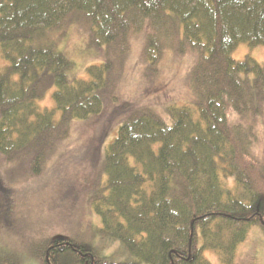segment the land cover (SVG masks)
Masks as SVG:
<instances>
[{"label": "trees", "instance_id": "obj_1", "mask_svg": "<svg viewBox=\"0 0 264 264\" xmlns=\"http://www.w3.org/2000/svg\"><path fill=\"white\" fill-rule=\"evenodd\" d=\"M72 25L105 47L87 79L70 77L73 64L52 38ZM136 34L152 74L166 50L195 57L193 108H169V123L136 109L107 147L106 183L91 205L101 242L117 249L47 239L40 264H209L205 250L237 264L252 226L264 232V164L251 153L253 127L227 116H260L264 65L231 54L264 46V0H0V153L27 158L39 174L74 121L101 113ZM52 88L54 107L40 108Z\"/></svg>", "mask_w": 264, "mask_h": 264}, {"label": "rangeland", "instance_id": "obj_2", "mask_svg": "<svg viewBox=\"0 0 264 264\" xmlns=\"http://www.w3.org/2000/svg\"><path fill=\"white\" fill-rule=\"evenodd\" d=\"M52 38L56 49L73 64L70 77L87 79L85 69L104 59L105 47L93 48L83 27L72 25L53 33ZM144 45L142 34L130 37L121 74L104 100L101 113L74 121L69 135L46 153L39 174L31 173L27 158L9 161L0 153L1 264H40L38 247L47 239H70L103 254L117 249L118 244L106 246L101 242L97 232L101 218L91 205L106 183L102 164L107 147L118 127L136 109L147 107L169 123V108H193L190 76L195 57L166 50L157 72L152 74L143 56ZM246 56L264 65V46L239 44L231 54L238 62ZM3 65L0 59V67ZM53 90L38 102L40 108L54 107ZM227 121L230 125L253 127L251 153L264 164V105L255 120L232 113ZM204 258L209 264H219L217 254L211 250L204 251ZM236 263L264 264V232L259 226H252L238 246Z\"/></svg>", "mask_w": 264, "mask_h": 264}]
</instances>
